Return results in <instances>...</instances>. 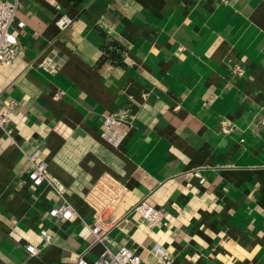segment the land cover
Returning <instances> with one entry per match:
<instances>
[{"label": "crops", "instance_id": "0c3cea01", "mask_svg": "<svg viewBox=\"0 0 264 264\" xmlns=\"http://www.w3.org/2000/svg\"><path fill=\"white\" fill-rule=\"evenodd\" d=\"M62 14L72 22L61 31ZM20 19L23 49L0 64V112L12 105L0 127V264H76L106 245L139 264H161L156 246L171 264H264V0H19ZM126 108L113 145L105 116ZM37 147L40 185L27 174ZM105 176L121 191L100 243ZM61 194L69 219L50 213ZM143 200L164 210L161 223L134 210Z\"/></svg>", "mask_w": 264, "mask_h": 264}, {"label": "built area", "instance_id": "2783aa9c", "mask_svg": "<svg viewBox=\"0 0 264 264\" xmlns=\"http://www.w3.org/2000/svg\"><path fill=\"white\" fill-rule=\"evenodd\" d=\"M19 0H0V64H12L23 49V45L17 36V29L25 26L24 20H17ZM72 22V18L67 14H62L56 20L59 29L65 30ZM49 62L43 61L40 66L44 69H49ZM238 74L242 71L236 67L234 69ZM61 91L57 93V96ZM12 105H7L0 112V127H5L11 116ZM133 116L131 110L126 108L119 111H113L105 116V128L103 130V137L113 145H119L125 138L128 131V120ZM264 122V115H263ZM225 131L229 130L227 125H224ZM7 133L12 136V130L7 129ZM39 147L30 155L31 165L27 171L29 179L34 184L40 185L46 179H49L47 162L45 160H36L39 154ZM99 191L95 193L96 200L99 199V207L95 211V224L92 227L95 242H108L109 227L104 223V218L101 215L113 198L117 197L121 191L120 184L109 176H105L99 186ZM63 201L50 210L54 217L70 218L73 214V207L71 203L65 199L64 194H61ZM96 202V201H95ZM98 203V202H97ZM134 210L138 212L141 217L148 223L149 226L158 225L161 223L165 212L162 208H156L147 201H140ZM46 240L51 239V235L47 231H42ZM156 252L159 253L161 264H171V255L161 249L159 246L155 247ZM27 251L31 254H37L39 248L35 245H28ZM141 256L136 254L124 246L113 248L106 245L102 253L93 260H88L82 253H79L76 264H139Z\"/></svg>", "mask_w": 264, "mask_h": 264}, {"label": "trees", "instance_id": "16d2710c", "mask_svg": "<svg viewBox=\"0 0 264 264\" xmlns=\"http://www.w3.org/2000/svg\"><path fill=\"white\" fill-rule=\"evenodd\" d=\"M106 52H107V56H112L113 54H114V52H112L111 50H109V49H106ZM112 57H114V56H112Z\"/></svg>", "mask_w": 264, "mask_h": 264}]
</instances>
